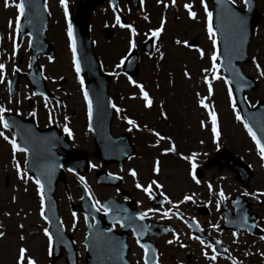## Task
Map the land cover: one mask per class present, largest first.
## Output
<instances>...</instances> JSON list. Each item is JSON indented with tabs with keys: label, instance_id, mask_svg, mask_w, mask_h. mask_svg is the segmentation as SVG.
Here are the masks:
<instances>
[{
	"label": "rangeland",
	"instance_id": "rangeland-1",
	"mask_svg": "<svg viewBox=\"0 0 264 264\" xmlns=\"http://www.w3.org/2000/svg\"><path fill=\"white\" fill-rule=\"evenodd\" d=\"M71 1L66 0L69 4ZM232 1L244 7L243 0ZM50 2L53 17H57L58 21L52 22V33L48 37L57 48V57L54 62L46 61L49 86L58 92L57 87H61L59 78H65L63 87L70 89L66 111L70 118L69 121H65L64 127L69 128L76 147L92 152L94 141L85 118L86 103L80 91L82 83L78 80L70 43H67L63 22L60 21L62 13L64 14V6L60 4V0H50ZM185 4H190L191 9L185 8ZM257 5L259 21L248 46L249 60L242 64L244 74L252 76L257 82V86L247 93L251 105H255L259 100L264 101V74H262L264 73V0H257ZM212 9L211 0H203V3L201 0H174V2L173 0H143L140 8H134L131 11L128 23L131 27L127 25L125 31L114 27L116 23L111 19V15L108 20L103 17L107 15V12L92 18L93 27L98 28V35L96 32L92 35L97 43L95 49L104 60V68L113 74L110 92L120 112L123 113L122 117L117 114V117L113 119V133L121 134L130 130L132 140L136 143L134 145L138 149L137 154L130 161L133 170H136V175L140 177L141 182L151 185L152 181H156L161 187L152 185L151 190H156L163 199L165 196L168 198L164 199L165 207L153 209L155 211H152V217L159 216L164 219L167 213L174 226L180 225L176 226L174 233L180 232L181 229L187 230V227L185 220L170 214L172 206L176 205L185 213L184 215L192 216L197 212V208L200 209L206 205L211 211H214L212 210L214 207L218 215L221 190L227 197L238 191L244 192L240 185L242 182L236 180L235 173L225 165V160L218 157V150L222 153L228 150L244 161L253 171L248 185H251V190L255 187L260 194L264 195V159L261 158L259 148L244 127L242 120L236 119L237 105L230 86L225 83L226 79L220 68L218 54L215 60L218 67L215 72L212 71L211 56L213 52L217 53L216 43L215 45L212 43L216 40V35H210L207 31L209 23L207 13ZM190 10L195 12V18L189 16ZM105 28L111 29L109 37L106 36L108 32ZM157 28L162 30L158 33L153 53L150 55L143 51L140 53V73L135 78H126L120 74L119 66L126 54L125 50L133 48L132 43L139 48L140 44ZM191 40L195 42L186 45ZM18 53L25 56L22 50ZM14 54L15 52L8 51L1 53L0 64L6 68L9 67V64H13L18 59V56ZM6 68L0 70L2 75L4 71H7ZM209 84L212 88L211 94L208 91ZM140 85L148 93L151 100L150 106L146 105ZM6 89V82H0V92L1 90L6 92ZM18 89L19 96L17 94L15 97H9L7 94L0 95V106L6 110L0 114L14 112L24 117H32L30 113L34 111V108L32 109L28 104V98L30 99L33 95L32 89L26 81ZM229 90H231V96ZM131 95L135 97L131 98ZM35 98L33 104L40 103L42 100H35ZM201 100L208 107H204L200 103ZM211 113H215V126L219 136L214 135L212 131ZM126 116L135 121L137 126L129 125L124 120ZM0 132L9 138L5 140L4 136H0V232L4 233L0 236V264H26V260L19 262V249L22 247L26 249V259L31 258L35 264H49V239L44 232L47 223L41 214L39 186L25 171V156L19 152L18 148L15 151L12 149L13 134L2 124H0ZM156 133L170 139L157 143L159 137ZM170 147H174L175 151H165ZM156 161H159L158 172L153 170ZM207 162H211L210 167L205 166ZM100 166L101 163L97 160L93 163L94 169ZM196 168H200L203 172L201 179L196 177L199 183L192 179V173H195ZM109 169L118 170V167L109 166ZM94 172L92 170L90 173L92 193L95 196L109 194L112 189L98 186ZM137 178L127 179L125 185L133 188ZM211 179H214L215 183L211 185L212 190L209 191ZM136 194L147 206L150 205L145 192L137 191ZM56 196L62 205L61 212L65 218H71L72 223L75 222L74 219H77L79 226L76 230L72 228L71 232L76 239L80 264H84L85 224L79 214L75 213L73 216L70 210L71 202L64 187H60ZM80 196V190H78V193H73L71 198L76 203ZM185 196H190L191 199L186 201ZM214 201H217V204ZM212 214L200 216V222L206 225L209 221L218 220L216 215L215 219L211 220ZM169 240L173 242L167 243ZM248 240L247 237L239 235L230 236L228 243H231L233 252L231 262L233 264H264V259L257 255L256 248L254 251L256 260L252 255L242 257L245 253L252 254L255 246ZM178 242V235L173 232L158 240L161 264H175L178 261L182 264H198L195 259H193L194 262L189 260L193 252L195 253L192 243H180L184 247L182 249ZM200 248L196 255L204 262V248L202 246ZM143 254L144 251L133 244L130 258L135 264H144ZM235 259L238 263L234 262ZM56 264H67L65 253L57 259Z\"/></svg>",
	"mask_w": 264,
	"mask_h": 264
},
{
	"label": "water",
	"instance_id": "water-1",
	"mask_svg": "<svg viewBox=\"0 0 264 264\" xmlns=\"http://www.w3.org/2000/svg\"><path fill=\"white\" fill-rule=\"evenodd\" d=\"M80 1L77 3L76 15L70 18L72 41L75 45L76 61L80 64V74H86L88 79L85 92L88 93V103L90 101L92 105L90 125L95 136V154L108 163L113 160L126 158L133 153L134 148L127 134L120 138L112 137L111 135L110 124L114 114L112 101L108 93L111 75L102 71L100 61L94 52L89 33L91 13L98 1L102 0ZM136 1L139 3V0ZM212 1L214 3V10L212 12L213 28L219 37L218 46L221 68L232 85L238 109L245 123L252 128L257 140L264 144V101L261 100L254 106H251L246 93L248 90L255 88L257 82L252 76L245 75L241 67V63H246L249 60L248 46L255 26L259 21L260 15L257 2L256 0H247V2L243 0L246 7L245 9H241L232 0ZM23 2L25 4V12L22 20V28L32 34L31 48L33 49L44 43L46 15L40 18V14L46 13V5L43 0H37L36 3L33 0H23ZM241 20L243 21L242 26L238 23ZM154 38L155 36H151L143 43L142 47L147 53H151L153 50ZM194 42L191 40L189 44H193ZM50 51H53V49L50 48ZM35 61H37L36 56H33L31 65ZM138 62L139 54L137 50H134L124 61L122 65L123 72L129 76L137 75L140 72ZM30 85L37 93L38 90L32 80H30ZM18 120L19 123H16L13 129L18 139L19 149H28L26 161L27 172H34L37 176L39 172L42 173L39 179L44 197L43 215L49 223L48 232L52 237L53 256L51 264H55L57 258L61 256L60 247L62 245L67 251L68 264H78L76 246L72 241V237L65 233L59 214V203L54 195V190L58 182V174L64 173L61 166L64 161L68 162L75 170L84 172L89 169L85 166L88 160L86 153L69 151L62 157V155L56 153L55 149V145H62L61 140L57 137V133L47 132L45 129L38 131L36 124L32 120ZM43 137L47 138L46 142ZM45 148L49 150L47 152V158L44 159L41 156L37 159V153L40 152V149L43 150ZM225 152V154L218 153V157L225 158L229 168L236 171L239 178L247 186L252 177V171L245 163L234 157L229 151L225 150ZM42 161L46 165L40 170L38 165H41ZM210 165L211 162H208L207 166L210 167ZM45 169L47 170L46 173L42 171ZM199 173L201 175V171ZM97 176L99 181L106 182L105 179L107 177L104 170H101ZM88 202L92 204L91 198L84 191V197L78 206L80 210L87 213V216L93 215L95 217V224L93 226L88 225V235L85 239L87 245L85 264H129L127 259L128 246L126 236L123 234L116 235L113 232L112 224L109 230L105 228L108 223L107 221L112 223L116 219L115 216L111 212H108L106 220L102 221L99 218L96 208L94 211H87L89 209L88 206H92L91 204H87ZM103 205L109 209L106 201H104ZM87 219L89 222V218ZM241 221H243L241 222L242 225H246L247 221H245V218H241ZM138 225L140 230L143 229L141 232L142 236H145L146 232L144 231L147 227L141 223ZM148 229L151 230V234L159 236L160 233H164L163 231L171 230V226L165 230L163 224H154L152 228ZM144 245L147 246L145 259L149 261V264H152L153 261L157 262L154 243L145 242Z\"/></svg>",
	"mask_w": 264,
	"mask_h": 264
},
{
	"label": "flooded vegetation",
	"instance_id": "flooded-vegetation-1",
	"mask_svg": "<svg viewBox=\"0 0 264 264\" xmlns=\"http://www.w3.org/2000/svg\"><path fill=\"white\" fill-rule=\"evenodd\" d=\"M33 1L36 3L37 0H33ZM20 2L21 0H8V5L5 6V0H0V54L8 51L9 53L15 52L14 55L18 56V59L13 64H9V67L6 68L7 71L6 72L4 71L2 77L0 78L1 83L6 82L7 84L6 92H3V90H1L0 95L7 94V96L9 97H15L17 95L19 96L20 94L17 92L19 90L18 88L26 81L23 76L19 78V81L15 87V90L12 91L11 90V80L13 78V74L15 70L18 69L22 73L29 71L31 35L28 33L27 30L23 31L22 23H21L22 14H20L16 8V4ZM45 2L51 14L50 21L48 23V27L46 30V34H51L52 33L51 31L52 22L58 21L57 20L58 18L53 17L52 4L50 0H45ZM66 6L67 8L71 10V13H72L75 10L74 0H72L70 4L66 3ZM119 8H120L119 12H114L111 9L110 4L108 2H103L97 5L92 17L96 16L97 14L103 15L104 13L107 12V15L106 16L103 15V17L104 18L106 17V19L108 20L110 15L112 16L111 19H115L117 16H119L120 13H124L127 20L130 21L129 15L131 14V11H133V9L136 8L134 7L132 0H120ZM17 16H19V24H20L19 30H16L15 28V22H16ZM60 21L63 22V28L65 30L67 21L65 22L63 13L61 15ZM118 28L121 31L126 30L125 26L124 25L122 26L121 23L119 24ZM20 50L24 51L25 56L23 54L19 55L18 51ZM43 59H46V58L41 57V61ZM7 90H8V93H7ZM65 95H68V93ZM32 97H36L35 100L36 99H42V100L40 103L38 102L37 104H33L34 99ZM28 100H29L28 104L32 107V109L34 108V111H35V115L30 118L34 119L38 123V126L40 128H45L52 124H58L60 126V129L63 128L62 123L65 122V115L63 113H60L59 116H53L52 114L53 112L52 106L53 104L56 105L55 99H47L42 96L31 95L30 99L28 98ZM131 158L128 159L123 164L114 163V164L109 165L112 167L114 166L118 167V170H114L115 172L112 171L113 173L117 175L119 174L121 177H125L124 180L122 179L123 181L122 186H104V185H98V186H100L101 188H111L112 191H110L108 195H113L114 197L118 198L121 203H129L131 207L134 208V210L135 208H139L140 210L145 211L143 209V203H142L143 201L136 194L137 190H139V188L136 187V184L138 183L137 180L134 181L133 188H131L128 185L127 186L124 185L125 182L127 184V179L133 178V175L131 174V171H130V170H133L132 168L133 165L130 163ZM139 174H141V172ZM90 176L92 175L87 174L85 176L84 181L86 184ZM66 177L68 180V189L65 185L63 187H64L67 197H70L73 193L75 192L78 193L79 177L71 172H66ZM213 180L211 179L210 181L211 184L215 183ZM236 180L239 182L238 179ZM240 185L244 189V192L248 193V195H244V192L238 191V193H243L244 195L245 199L244 200L241 199V200L248 201L250 203L249 205L251 206L249 209V212L246 214L247 217L249 218L248 223H252L253 219L256 218L258 220V225L264 229V195L260 194L255 189V187L251 190V185H249L248 188H245L243 184H240ZM60 187L62 188V185ZM60 187H58V190L60 189ZM122 187L125 188L126 191L129 192V196L124 197L123 192H126V191L123 190ZM236 194L237 192L233 193V195L231 196H234ZM131 196H134L138 199L139 203L136 201L137 205L133 203V199H131ZM231 196L229 197L224 196L225 198H221V204L222 202L224 203L223 206L225 207V210H227L229 213H233L236 210V207L230 204V199H232ZM214 203H217V201H214ZM221 208L222 206L220 207V210ZM212 210L214 211H211L210 209H208V207L206 210L197 208V212L195 213V215L191 216V218L193 217L192 220L195 221L197 224H195L196 225L195 227H192L193 232L195 234L189 230L190 233L192 234L190 243H192V246H194V250H195V253L193 252V254L189 257L190 261L194 262L193 259H195V261L198 264H233V262H231V257H232L231 254H233V252L231 251L232 247H231V243L230 244L228 243L229 238L231 235H233V233H236V235L242 236L244 238L247 237L249 239L248 242L255 244L252 250V254L245 253L244 255H242L241 253L242 257L244 256L250 257L252 255L253 259H255L257 257L256 256V253H257L258 256H261L262 259H264V251H262L264 247V239H261L262 236L255 235V233H253L251 229L250 230H239V231L230 229L229 226L225 224L224 219L220 216V211H218V215H217L216 214L217 211H215L214 207H212ZM204 212L206 213L204 214ZM139 213L141 212L135 210V214L139 215ZM210 213H213L212 216L210 217L211 220L215 219V215L217 216L218 220L215 219L214 221H209V223H206V225L200 222L199 220L200 216H208ZM63 218H64L63 221L66 226V229L71 230L73 228L74 230H76L78 228L76 219H75V222L72 223L71 218L66 219L64 215H63ZM215 221H217V223ZM212 225H216L217 227H212ZM198 227H199V230H198ZM195 237H199L200 240H203L204 244H201L200 240L195 239ZM237 240H243V239H237ZM216 241H220V243L217 244ZM259 245H262L263 247ZM200 246L204 248V253L206 252L208 254L206 257L203 253V258L205 259L204 262H202L203 260L201 257L198 258L196 255L201 249ZM181 248L184 249L182 246ZM255 248H256V253L254 252ZM235 253H240V252H235ZM212 256H215L216 258L212 259L211 258ZM234 262L238 263V260L235 259ZM175 264H181V263L178 261ZM260 264H263V263H260Z\"/></svg>",
	"mask_w": 264,
	"mask_h": 264
},
{
	"label": "snow or ice",
	"instance_id": "snow-or-ice-1",
	"mask_svg": "<svg viewBox=\"0 0 264 264\" xmlns=\"http://www.w3.org/2000/svg\"><path fill=\"white\" fill-rule=\"evenodd\" d=\"M173 2H174V0H173ZM201 2L203 3V0H201ZM246 2H247V0H246ZM60 4L62 6H64V14H65V17H67L68 16V9H67V6H66V0H60ZM7 5H8V0H5V6H7ZM16 8H17V10H18V12L20 14H23L25 12V4H24L23 0H21L20 3L16 4ZM185 8L191 9V5L190 4H185ZM188 14H189L190 17L195 18V15H196L195 12H192L190 10ZM207 16H208V19H209V23L207 25V31L211 35V34H213V28H212V24H211L212 13L211 12H208L207 13ZM116 23L117 24H120V17L119 16L116 17ZM238 23L242 26L243 21L241 20ZM127 27H131V26L128 25ZM15 28H16V30H19V28H20L19 16H17V18H16ZM161 30H162L161 28L155 29L152 32V35L153 36H156ZM132 31H133V33H135V29H133ZM68 35H69V38L71 39L72 38V25L70 23L68 25ZM130 43H132V42L130 41ZM212 43H213V45H215L216 41L213 40ZM132 47H135V44L134 43H132ZM72 50H73V61L75 63L76 73L79 76V73H80V64H79L78 61H76V55H75L76 50H75L74 43H73V46H72ZM216 58H217V53L216 52H213L212 53V56H211V60L213 61V63H212V71L213 72H215V70L218 67V65L215 63ZM49 59L51 60L52 58L49 57ZM4 67L5 66L3 64H0V70H3ZM257 68L259 69V65H257ZM205 71H208V70L205 69ZM185 74L187 75V73H185ZM262 74H264V73H262ZM0 77H2V73H0ZM205 82H207V77H205ZM81 83H83L82 80H81ZM225 83H227V81H225ZM139 87H140V90H141V94L143 95V98H144V100L146 102V105L150 106L151 105V100L149 99L148 93L144 91L142 85H140ZM208 91L211 94L212 88H211V85L210 84H209ZM229 95L231 96V90H229ZM84 97H85V100H88V93L87 92L84 93ZM200 103L204 107H208L207 104H205L203 100H201ZM112 107L113 108H116L117 106L115 104H113ZM233 107H235V105H233ZM5 111L6 110L3 107H0V113H3ZM117 111H119V109H117ZM30 115H33L34 116L35 115V111L31 112ZM91 115H92V105H91V102L89 101V103H88V116H89V118L91 117ZM161 115H164V114L161 113ZM210 115L212 116V122H213L212 131H213L214 135L219 136V133H218V131L216 129V126H215L216 125V116H215V113H211ZM65 119H67V117H65ZM236 119L237 120H240L241 119L239 112L236 113ZM127 123L129 125H132L133 127H136L137 126L136 123H135V121H133L131 119H127ZM0 124H3L4 128H8L9 127L8 122L4 120L3 116H0ZM201 125L203 126V122H201ZM244 127L248 130V132L252 136L253 140L256 141L257 147L259 148L260 156H261L262 159H264V144H262L259 140H257L256 134L253 132L252 128L249 127V125L247 123L244 124ZM64 131L65 132H69V128L67 126H65L64 127ZM156 135L159 137V139L157 140V143H159L160 141H163V140L170 139L169 137L160 136L159 133H156ZM0 136H4V134L2 132H0ZM4 139L5 140H8L9 138L7 136H4ZM11 146H12V149L14 151L17 150V148H18V145H17V143H16L15 140H12L11 141ZM20 150L21 151H24V152H27L28 151L27 148H23V149H20ZM165 151H175V148L174 147H170L168 149H165ZM17 168H19L18 165H17ZM193 168H195V165H193ZM153 170L156 171V172L159 171V161H156L155 162V167H154ZM70 171H71V169H70ZM130 171H131V174L133 176H136V172L134 170H130ZM192 179L195 180L197 183H199V180H197L196 174L194 172L192 173ZM80 180H81V182H83L84 177L81 176L80 177ZM35 183L38 186H41V182H40V179L39 178L36 179ZM152 185H156V187H161V185H159L156 181H152L151 182V185H149L148 187H144L143 188V191L146 192V193H150L151 192V186ZM136 187L137 188H141L142 186L139 183H137L136 184ZM209 189L211 190V185H209ZM244 195H248V193L245 192ZM219 196L221 198H224V193H223L222 190L219 192ZM164 199L167 200L168 198L165 196ZM190 199H191L190 196H185L184 197V200H186V201L187 200H190ZM99 203H100L99 201L96 202V204H99ZM41 205H42V207H41V214H43V198H41ZM93 207H95V205H93ZM104 211L107 212L108 211V208L107 207H104ZM148 211H155V210L149 209ZM165 215H167V213H165ZM73 216H75V213H73ZM144 217H145V213L144 212L139 213L138 219L143 220ZM212 227H217V226L216 225H212ZM44 232H45V235L48 236L49 242L51 243L52 237L48 233V230L47 229H44ZM3 235H4V233L3 232H0V236H3ZM233 235H236V233H233ZM21 239H23V237H21ZM195 239L200 240L199 237H195ZM261 239H264V237H261ZM172 242H173L172 240L167 241V243H170V244ZM137 243L139 244L140 242L137 241ZM200 243L201 244H204V241L203 240H200ZM216 243L219 244L220 241H216ZM181 246L183 247V245H181ZM140 247L141 248H144V249H147V246L144 245V244H140ZM25 253H26V249L25 248L22 247V248L19 249V262H24L26 260V264H35V262L31 258H27L26 259ZM204 255L207 257L208 254L205 252ZM211 258L212 259H215L216 257L215 256H212ZM144 264H149V261L147 259H145ZM152 264H157V262L153 261Z\"/></svg>",
	"mask_w": 264,
	"mask_h": 264
}]
</instances>
